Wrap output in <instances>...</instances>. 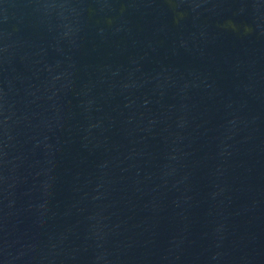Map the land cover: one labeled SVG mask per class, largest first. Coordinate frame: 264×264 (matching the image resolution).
I'll return each instance as SVG.
<instances>
[{"label":"water","instance_id":"95a60500","mask_svg":"<svg viewBox=\"0 0 264 264\" xmlns=\"http://www.w3.org/2000/svg\"><path fill=\"white\" fill-rule=\"evenodd\" d=\"M0 264H264V0H0Z\"/></svg>","mask_w":264,"mask_h":264}]
</instances>
